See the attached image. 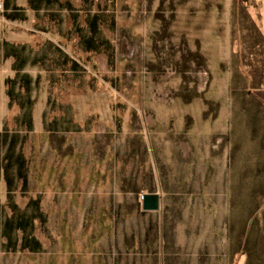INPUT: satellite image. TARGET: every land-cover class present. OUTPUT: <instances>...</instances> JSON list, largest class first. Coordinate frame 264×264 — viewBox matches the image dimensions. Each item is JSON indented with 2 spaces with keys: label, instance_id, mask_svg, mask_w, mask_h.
<instances>
[{
  "label": "rangeland",
  "instance_id": "374dc122",
  "mask_svg": "<svg viewBox=\"0 0 264 264\" xmlns=\"http://www.w3.org/2000/svg\"><path fill=\"white\" fill-rule=\"evenodd\" d=\"M0 2V264H264L246 7Z\"/></svg>",
  "mask_w": 264,
  "mask_h": 264
},
{
  "label": "crops",
  "instance_id": "0c3cea01",
  "mask_svg": "<svg viewBox=\"0 0 264 264\" xmlns=\"http://www.w3.org/2000/svg\"><path fill=\"white\" fill-rule=\"evenodd\" d=\"M242 6L248 9L251 17L254 19L255 25L257 26L258 30L262 34L264 38V0H242ZM5 5H7L5 3ZM229 17L233 21L234 19V0L230 3V6L227 10ZM228 20V19H227ZM231 21V23H232ZM227 32L230 30V23L227 21ZM232 29V24H231ZM253 95L256 99L264 105V82L260 83L258 86L254 87ZM252 90H250L252 92Z\"/></svg>",
  "mask_w": 264,
  "mask_h": 264
},
{
  "label": "water",
  "instance_id": "95a60500",
  "mask_svg": "<svg viewBox=\"0 0 264 264\" xmlns=\"http://www.w3.org/2000/svg\"><path fill=\"white\" fill-rule=\"evenodd\" d=\"M140 201L143 211H157L159 209L160 199L157 193H144L140 196Z\"/></svg>",
  "mask_w": 264,
  "mask_h": 264
},
{
  "label": "trees",
  "instance_id": "16d2710c",
  "mask_svg": "<svg viewBox=\"0 0 264 264\" xmlns=\"http://www.w3.org/2000/svg\"><path fill=\"white\" fill-rule=\"evenodd\" d=\"M241 1L242 0H234V19H237L239 9L243 7ZM257 30H258V28H257ZM258 32H259L260 36L263 38V36L259 30H258Z\"/></svg>",
  "mask_w": 264,
  "mask_h": 264
}]
</instances>
